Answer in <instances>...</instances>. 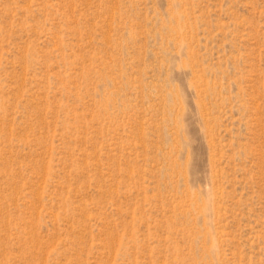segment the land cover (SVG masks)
Instances as JSON below:
<instances>
[{"label":"rangeland","instance_id":"obj_1","mask_svg":"<svg viewBox=\"0 0 264 264\" xmlns=\"http://www.w3.org/2000/svg\"><path fill=\"white\" fill-rule=\"evenodd\" d=\"M0 264H264V0H0Z\"/></svg>","mask_w":264,"mask_h":264}]
</instances>
